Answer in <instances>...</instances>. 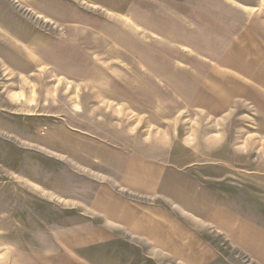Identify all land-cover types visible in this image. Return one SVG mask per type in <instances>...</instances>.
<instances>
[{"label":"rangeland","instance_id":"obj_1","mask_svg":"<svg viewBox=\"0 0 264 264\" xmlns=\"http://www.w3.org/2000/svg\"><path fill=\"white\" fill-rule=\"evenodd\" d=\"M0 264H264V0H0Z\"/></svg>","mask_w":264,"mask_h":264}]
</instances>
